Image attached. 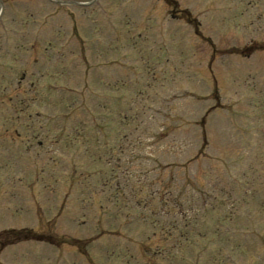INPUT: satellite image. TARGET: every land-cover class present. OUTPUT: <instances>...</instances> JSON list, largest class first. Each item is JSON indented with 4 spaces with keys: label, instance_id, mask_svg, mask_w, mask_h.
<instances>
[{
    "label": "rangeland",
    "instance_id": "374dc122",
    "mask_svg": "<svg viewBox=\"0 0 264 264\" xmlns=\"http://www.w3.org/2000/svg\"><path fill=\"white\" fill-rule=\"evenodd\" d=\"M67 1H0V231L52 233L47 244L6 246L0 264H166L163 255L176 264H264V0H174L176 10L163 0ZM115 96L127 99L123 119L137 132L116 134L109 148L91 140L101 157L93 160L78 139L79 104ZM42 126L35 154L27 136ZM147 159L155 206V192L178 187L208 203L205 211L191 203V231L200 234L190 239L199 242L181 253L149 256L146 239L129 240L143 226L168 232L172 206L119 214L124 198L97 186L131 195L117 177ZM102 229L90 244L61 246L62 232Z\"/></svg>",
    "mask_w": 264,
    "mask_h": 264
}]
</instances>
